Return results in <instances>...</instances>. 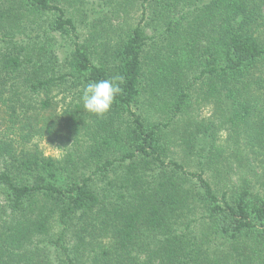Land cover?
<instances>
[{
    "label": "trees",
    "instance_id": "16d2710c",
    "mask_svg": "<svg viewBox=\"0 0 264 264\" xmlns=\"http://www.w3.org/2000/svg\"><path fill=\"white\" fill-rule=\"evenodd\" d=\"M0 264H264V0H0Z\"/></svg>",
    "mask_w": 264,
    "mask_h": 264
},
{
    "label": "clouds",
    "instance_id": "9594fccd",
    "mask_svg": "<svg viewBox=\"0 0 264 264\" xmlns=\"http://www.w3.org/2000/svg\"><path fill=\"white\" fill-rule=\"evenodd\" d=\"M123 83L124 78L119 75L88 83L81 96L84 110L96 116L109 113L117 96L123 91Z\"/></svg>",
    "mask_w": 264,
    "mask_h": 264
},
{
    "label": "rangeland",
    "instance_id": "374dc122",
    "mask_svg": "<svg viewBox=\"0 0 264 264\" xmlns=\"http://www.w3.org/2000/svg\"><path fill=\"white\" fill-rule=\"evenodd\" d=\"M46 153L47 155H53V156H57L58 152L52 149H46Z\"/></svg>",
    "mask_w": 264,
    "mask_h": 264
}]
</instances>
